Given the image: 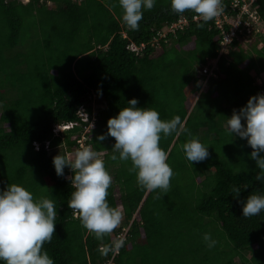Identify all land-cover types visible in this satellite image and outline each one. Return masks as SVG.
<instances>
[{
	"label": "trees",
	"instance_id": "trees-1",
	"mask_svg": "<svg viewBox=\"0 0 264 264\" xmlns=\"http://www.w3.org/2000/svg\"><path fill=\"white\" fill-rule=\"evenodd\" d=\"M258 7L264 20V0ZM194 16L174 14L170 0H155L139 31H132L122 21L119 0H0V190L18 184L34 199L54 201L55 233L43 246L54 264H236L237 257L242 264H264V211L245 218L241 203L252 193L264 195V182L255 179L260 169L247 140L225 131L234 109L264 94V46L240 42L221 53L214 19L200 28L203 21ZM181 17L189 24L165 35L164 28ZM131 43L145 44L143 51H132ZM210 58H218L216 75L204 85ZM95 98L106 103L97 113ZM132 98L162 120L179 116L188 130L161 134L174 172L166 195L138 186L130 161L111 159L113 137L97 139ZM82 105L98 116L86 131ZM69 122L78 124L55 133ZM83 137L103 154L113 178L107 200L125 215L103 241L68 207L74 189L66 175L74 173L66 166L58 176L53 164L59 153L74 155ZM194 137L210 155L192 164L182 145ZM58 146L62 151L50 154ZM234 187L241 189L238 197ZM126 224L124 246L101 255V243L120 238ZM205 233L217 241L214 247Z\"/></svg>",
	"mask_w": 264,
	"mask_h": 264
},
{
	"label": "clouds",
	"instance_id": "clouds-1",
	"mask_svg": "<svg viewBox=\"0 0 264 264\" xmlns=\"http://www.w3.org/2000/svg\"><path fill=\"white\" fill-rule=\"evenodd\" d=\"M119 6L123 23L130 30L139 31L144 10H152L155 0H119ZM189 11L195 14L194 20L203 21L197 25L200 28L214 19L212 26L219 32L221 46L222 32L215 23V17L222 11L221 0H170V12L180 15ZM226 27L230 29L231 25L227 24ZM240 42L245 47L254 44L264 46V39L260 37L246 43L242 36H236L229 48ZM215 59L210 58L208 61ZM259 78L262 83L263 79ZM127 103L129 106L121 108L117 116L107 121V134L97 139L104 141L108 136L113 137L114 154L111 159L130 161L129 172L135 173L138 186L148 192L159 189L166 195L174 172L167 162L168 153L160 147L161 134L165 137L173 133L179 136L188 130L179 116L162 120L157 110L137 107V98ZM57 128L63 131L59 124ZM225 131L247 140L252 149L250 157L260 169L255 179L264 182V156L261 155L264 153V94L254 95L246 106L238 111L234 109L231 117L227 118ZM188 134L191 136V133ZM182 150L192 164L210 155L208 147L195 137L188 139L182 145ZM115 153H119V157ZM53 164L58 176H64L66 166L74 173L66 175L74 189L68 207L72 210L73 218L78 219L83 228L94 234L97 240L103 241L105 236L111 235L121 225L124 214L119 207H111L107 200L113 178L103 159L91 146H81L74 155L57 154ZM232 191L238 197L241 189L234 187ZM241 203L245 218L264 211L262 194L252 193ZM56 215L52 199H34V194L21 185L9 184L6 189L0 190V261L4 264H54L43 246L51 242L55 233ZM203 239L209 248L217 243L210 233H205ZM124 243V238L120 237L109 244L101 243L98 251L103 256L110 252L116 254Z\"/></svg>",
	"mask_w": 264,
	"mask_h": 264
},
{
	"label": "built area",
	"instance_id": "built-area-1",
	"mask_svg": "<svg viewBox=\"0 0 264 264\" xmlns=\"http://www.w3.org/2000/svg\"><path fill=\"white\" fill-rule=\"evenodd\" d=\"M228 1L229 3L225 4L221 2L222 11L217 17H215V23L222 32L221 53H223L224 51L229 52V47L236 36H242L243 40L246 43L254 41L255 39H257V37H260V39L262 40L264 39V21L258 7L259 0ZM229 7H232L233 9L231 8L232 10L229 11ZM188 24L189 20L185 17H181L178 21L173 22L170 26H166L168 29L167 32L175 31L176 28H184ZM227 24L231 25L230 29H227ZM167 32H165L164 30L165 35ZM164 34L162 33L161 36H163ZM144 45L145 44L138 45L136 43H131L130 48L132 49V51L140 53L141 51H143ZM217 64L218 58L208 61L207 66L203 69V73L207 74V78H205L204 83L208 82L210 76L216 75L215 68L217 67ZM80 115L82 116V119L84 121L89 122L88 125H85V131L95 126L98 116L96 113H94V111L92 114H90V112L87 110L86 105L81 106ZM75 124L78 123H64L59 125L63 130H65L74 126ZM57 126L54 128V131L58 135L61 133V130H59ZM78 143L79 148L81 146H88L85 143L84 137L78 139ZM128 230L129 229L125 228V232L120 237H123L125 239Z\"/></svg>",
	"mask_w": 264,
	"mask_h": 264
},
{
	"label": "rangeland",
	"instance_id": "rangeland-1",
	"mask_svg": "<svg viewBox=\"0 0 264 264\" xmlns=\"http://www.w3.org/2000/svg\"><path fill=\"white\" fill-rule=\"evenodd\" d=\"M165 32H167V27H165ZM249 48H250V46H248ZM257 82L258 83H260L261 82V79L259 78V79H257ZM105 101H104V99L102 98L101 99V101L99 102V101H97V98H95V100H93V102H92V106H93V110L96 112V111H98V110H100V109H102V108H105L106 107V103H104ZM97 113V112H96ZM62 151V147L61 146H58L57 148H54L52 151H51V154H53V153H59V152H61ZM71 155V154H70ZM100 156V158H102L103 157V154H100L99 155ZM119 195V194H118ZM124 214H123V219H122V222H121V224L124 222ZM126 229H129L130 228V225L129 224H126V227H125ZM219 238V237H218ZM249 258H251V256L249 255L248 256ZM236 264H242V261H241V259L239 258V257H237L236 258ZM247 264H249V263H247Z\"/></svg>",
	"mask_w": 264,
	"mask_h": 264
}]
</instances>
